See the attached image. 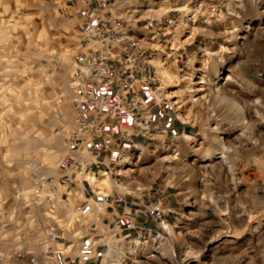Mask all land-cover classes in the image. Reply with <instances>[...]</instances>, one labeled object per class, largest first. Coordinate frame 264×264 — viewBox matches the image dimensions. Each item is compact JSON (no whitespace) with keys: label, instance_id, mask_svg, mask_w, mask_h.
<instances>
[{"label":"rangeland","instance_id":"rangeland-1","mask_svg":"<svg viewBox=\"0 0 264 264\" xmlns=\"http://www.w3.org/2000/svg\"><path fill=\"white\" fill-rule=\"evenodd\" d=\"M231 1L217 14L215 0H0V264H56L58 229L82 215L61 176L74 162L83 34L95 8L114 2L134 12L159 81L151 92L142 88L148 106L129 120L133 130L149 124L148 137L109 152L107 191L143 192L145 201L157 192L158 224L99 228L108 244L103 263L264 264V25L247 17V2L262 9L264 0H242V23L233 27ZM199 34H221L222 44L187 45ZM150 107L153 116L144 114ZM181 120L191 136L161 131ZM81 153L85 171L90 154ZM167 196L178 211L165 209Z\"/></svg>","mask_w":264,"mask_h":264},{"label":"crops","instance_id":"crops-1","mask_svg":"<svg viewBox=\"0 0 264 264\" xmlns=\"http://www.w3.org/2000/svg\"><path fill=\"white\" fill-rule=\"evenodd\" d=\"M191 1V0H190ZM231 6L236 10L237 18L231 21L230 26L233 27L239 26L242 21L239 19V14L244 12L242 9L243 1L242 0H232ZM241 2V3H240ZM247 17L253 21V23H262L264 25V2L263 7L260 9L258 4L254 2H247ZM98 4H102L100 1ZM215 7L214 12L217 14H221L226 7L228 10V0H215L212 4ZM99 11L100 14H104L108 9L111 10V5H106L103 8H95ZM114 11L115 9L111 10ZM116 12L120 13L125 20H131L132 23L136 24V20L134 21L133 15L134 12L128 13L127 11H123V9L116 10ZM216 21V20H215ZM217 25L220 24V28L222 27L223 20H219L215 22ZM145 24L143 25L146 26ZM233 31V30H232ZM235 31V29H234ZM199 35H204L202 38ZM198 37L195 36L191 39L187 45H191L197 40L199 43L212 45H221L222 43L219 41L221 34H216L212 36L211 34H199ZM192 35L189 37L191 38ZM211 46V45H210ZM79 91L77 94V98L85 100L86 106V116L88 118L97 117L103 124V128L101 133L95 138L94 144L91 149L88 150L90 154V158L88 163L85 166V171L95 173L96 176H100L101 171H109L111 166V158L109 156V152L118 153L121 150H125V145H129L130 147L141 144L143 137H148L147 133L150 130V125H142L139 130H133L129 120L133 118L130 116H126L121 111L113 112L111 110H105L99 112L97 108L92 104L91 97L93 96L92 90L95 93H99L102 91L101 88H93V86L86 84L85 82H80ZM137 88L142 91L143 86L138 85ZM117 95L113 91V98L115 99ZM149 102V96L147 94L144 95ZM149 113L150 116H153L152 107L149 108L148 112L146 111L144 114ZM190 125V124H189ZM132 128V129H131ZM117 130V133L115 132ZM121 130V133L119 131ZM127 131V132H125ZM164 133L171 134V136H176L183 132L187 133L190 136L193 134V130L190 126H187L184 121L177 125L175 123H167L165 127L161 130ZM153 134V131L151 132ZM118 134V138H120L119 142H113V135ZM126 139V140H123ZM122 146V147H121ZM68 162H71L74 155H76V151L72 150L69 154ZM65 159V158H64ZM68 164V163H67ZM68 168L71 169V172L67 170H63L62 172V180H65L68 184V187L71 186L72 189L75 188L74 185L78 186L79 184H83L84 188L80 192H73V190L68 191V195H72L78 205L77 211H80L82 215L80 219L77 221L76 226H62L59 230L58 238L55 240V244H52L53 247V255H50L51 261L56 264H104V254L106 253V248L108 247L107 242H105V236L102 234L103 231H100L99 228H107V226L112 229L113 221L120 226V229H129L130 227L141 226L145 224L146 226H150L152 228L154 222L152 219L156 221L158 224V213L156 212L158 208L154 207V203L157 202V192H152L150 194L151 205H149L147 200L145 201L142 196L143 192H139L137 194H132L131 192H117V196L109 190L104 193L102 191L96 190L92 181L89 178H85L82 174V169L84 166H79L76 162L67 165ZM81 175V176H80ZM111 179V174H110ZM104 188H108L106 185ZM97 189H99L97 187ZM97 191V192H96ZM154 195V200H153ZM109 196H115L112 202L108 201ZM133 197V198H132ZM134 199V200H133ZM167 207L165 208L168 211L176 212L179 207L174 201V198L167 196ZM161 204V199L160 202ZM115 204L117 206H115ZM84 212V213H83ZM95 215L97 213L98 219H92L90 216L87 218L86 214ZM85 214V215H83ZM145 216L147 219L150 218L148 222H142L145 220ZM117 218V220H116ZM106 219H109L108 223ZM147 221V220H146ZM144 228V227H142ZM58 245V248H56ZM55 248V250H54Z\"/></svg>","mask_w":264,"mask_h":264},{"label":"built area","instance_id":"built-area-1","mask_svg":"<svg viewBox=\"0 0 264 264\" xmlns=\"http://www.w3.org/2000/svg\"><path fill=\"white\" fill-rule=\"evenodd\" d=\"M115 4L114 2L111 7L116 10ZM95 13L96 16L83 34L85 50L81 52L79 66L83 82L102 89L99 93L91 91L92 104L99 112L121 111L126 116L139 119L141 111L148 104L137 86L148 88L151 92L152 86L159 81L154 69L153 47L144 35L138 33L135 24L123 19L121 14H114L112 11L111 14H100L97 10ZM167 20L177 29V19ZM113 91L117 95L115 99ZM74 109L77 127L70 147L78 151V157H84L81 151L91 149L103 124L97 117L86 116L84 99L77 98ZM78 157L74 155V162L79 164Z\"/></svg>","mask_w":264,"mask_h":264},{"label":"bare ground","instance_id":"bare-ground-1","mask_svg":"<svg viewBox=\"0 0 264 264\" xmlns=\"http://www.w3.org/2000/svg\"><path fill=\"white\" fill-rule=\"evenodd\" d=\"M160 69L163 72V74L167 75L168 78H171L170 73L167 71V69L165 67H162L161 66ZM224 78H225L224 76L221 77V79H224ZM184 135L187 136V137L190 136L187 133H185ZM83 176L85 178H89L92 181V183H93L94 187L96 188V190L102 191L104 193L107 192V189L104 188V186L106 185L108 187L109 184L111 183L110 174H109L108 171H101L99 177L96 176L95 173L85 171V173L83 174ZM97 187L99 189H97ZM166 226H167V228H170L169 227L170 226L169 224H166Z\"/></svg>","mask_w":264,"mask_h":264}]
</instances>
